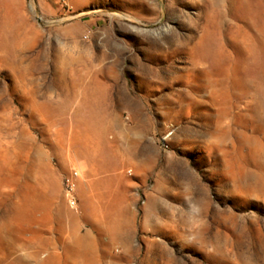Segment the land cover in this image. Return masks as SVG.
I'll use <instances>...</instances> for the list:
<instances>
[{"label":"rangeland","instance_id":"rangeland-1","mask_svg":"<svg viewBox=\"0 0 264 264\" xmlns=\"http://www.w3.org/2000/svg\"><path fill=\"white\" fill-rule=\"evenodd\" d=\"M41 1L0 0V264H264V0Z\"/></svg>","mask_w":264,"mask_h":264},{"label":"crops","instance_id":"crops-1","mask_svg":"<svg viewBox=\"0 0 264 264\" xmlns=\"http://www.w3.org/2000/svg\"><path fill=\"white\" fill-rule=\"evenodd\" d=\"M38 2H42L41 0H38ZM109 156V155H107ZM77 159H79L84 164V168L81 171V174L79 175L77 182H76V195L78 199L79 208L84 214L85 218L98 220V219H111L112 215L110 213H101L96 212L95 208L99 201L100 192L103 187V176L100 178V175H96L95 169L92 167H89L87 164V159L85 157V154L81 151L78 152L75 156ZM125 165L118 164L117 167H115L113 170L116 171L117 169H122ZM118 180L120 181L123 177L121 175L117 176ZM117 193L118 196V202L121 206L120 210H117L114 212V218L118 219L121 216H115V213H122L125 210L127 198H126V186L123 184H120L115 189L112 187V189H109V195L111 198L109 199V203L113 202V197ZM110 205V204H109Z\"/></svg>","mask_w":264,"mask_h":264},{"label":"built area","instance_id":"built-area-1","mask_svg":"<svg viewBox=\"0 0 264 264\" xmlns=\"http://www.w3.org/2000/svg\"><path fill=\"white\" fill-rule=\"evenodd\" d=\"M73 1L74 0H56V4L62 9L69 11L72 8ZM78 177V172L73 171L71 174L67 175L63 180V191L66 203L68 207L75 213H79L80 211L76 195V182Z\"/></svg>","mask_w":264,"mask_h":264}]
</instances>
